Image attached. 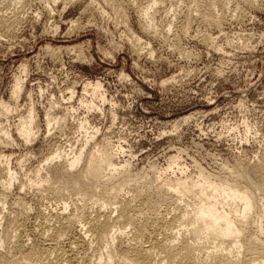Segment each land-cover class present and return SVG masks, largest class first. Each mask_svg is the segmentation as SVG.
<instances>
[{
    "label": "rangeland",
    "instance_id": "obj_1",
    "mask_svg": "<svg viewBox=\"0 0 264 264\" xmlns=\"http://www.w3.org/2000/svg\"><path fill=\"white\" fill-rule=\"evenodd\" d=\"M224 1L0 0V167L8 168L0 233L13 230L18 201L31 208L24 240L32 247L39 210L66 203L72 215L87 206L76 222L81 230L88 215H116L131 198L149 218L187 209L168 234L193 242L191 234L172 236L193 227L194 202L169 191V179L232 170L245 185L257 180L250 167L264 152V0L242 1L243 17ZM5 18L18 20L8 26ZM30 111L26 140L18 126ZM107 142L118 170L104 168V179L112 177L107 192L101 184L85 191L77 177L88 153ZM56 151L62 158L47 161ZM80 154L57 182L54 172ZM173 158L178 164L170 168ZM52 186L59 188L49 192ZM82 192L88 195L74 201ZM124 231L115 247L131 256L141 239L130 225ZM218 242L214 235L197 241L203 251ZM89 252L93 261L107 254L95 242ZM42 254L34 264H57L53 250Z\"/></svg>",
    "mask_w": 264,
    "mask_h": 264
},
{
    "label": "bare ground",
    "instance_id": "obj_2",
    "mask_svg": "<svg viewBox=\"0 0 264 264\" xmlns=\"http://www.w3.org/2000/svg\"><path fill=\"white\" fill-rule=\"evenodd\" d=\"M242 1L250 2V0L229 2L235 13L243 17L240 8ZM214 2L220 5L227 4L224 0ZM6 18L3 22L8 26H14L18 20ZM140 40V37H136L134 42ZM19 88L17 82L16 93L19 92ZM30 112L29 119L21 120L18 126L26 140L33 134L34 116L32 111ZM50 121L49 118L48 124ZM48 130H51V126H48ZM110 148L111 144L107 142L102 148L88 153L83 171L85 174L81 173L77 177L85 191L90 192L93 184H101L104 186V192L108 191L107 186L111 183L112 177L104 179L103 170L105 167L113 172L118 170L115 153ZM60 152L56 151L47 161L60 158L62 156ZM81 157L82 154L67 160L63 168L56 170L54 172L56 181L60 182V176L68 173V168L76 166ZM176 163L178 164V161L173 158L170 168ZM41 169L43 167L38 171ZM6 170L8 168L0 167V186L3 190L8 189L2 179ZM250 170L257 180L249 185H245L246 182L239 174L235 172L230 174L232 170L227 177L201 170L198 176L194 175L197 177L169 179L166 183L169 191L189 195L194 202L191 204L194 205L193 227L177 229L176 235L174 233L172 236L178 240L180 235L191 234L193 242L185 239L175 243L170 240L171 234H168L169 230H173L176 221L185 219L187 209L172 219L163 214L149 218L143 214L139 215L133 206V199L128 198L117 208L116 215L109 211L96 214L94 217L86 214L88 225L85 223L81 230L77 229L76 222L85 217L87 206L77 207L72 215L66 212L68 208L66 203L62 209H53L51 212L50 210L47 212V209L39 210L40 223L34 228L36 245L29 247L24 235L27 233L26 221L31 208L26 202L18 201L19 216L10 220L13 230L6 229L3 231L4 234L0 233V245L5 244L7 248L6 251L0 252V264H34V260L39 261L41 254L50 250L55 252L57 264H264V152ZM45 180L48 181L49 177L47 176ZM58 188L52 186L49 192H56ZM256 191L261 193L260 196L256 195L258 193ZM86 195H88L86 192H82L74 201H82ZM127 225L132 226L135 237L141 239L133 248L131 256L120 255L115 247L116 238L122 237ZM51 229L55 231L49 234ZM159 234H166L165 239H158ZM205 235H214L219 239L211 250L203 251L198 247L197 241ZM62 236L65 237V242L61 241ZM91 242L106 249V256L93 261L89 252ZM244 250L249 253H244Z\"/></svg>",
    "mask_w": 264,
    "mask_h": 264
}]
</instances>
